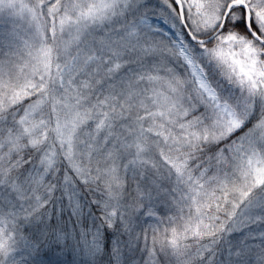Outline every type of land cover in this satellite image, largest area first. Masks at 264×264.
<instances>
[{"label":"snow or ice","instance_id":"1","mask_svg":"<svg viewBox=\"0 0 264 264\" xmlns=\"http://www.w3.org/2000/svg\"><path fill=\"white\" fill-rule=\"evenodd\" d=\"M163 4L0 0V264H264V0Z\"/></svg>","mask_w":264,"mask_h":264},{"label":"trees","instance_id":"2","mask_svg":"<svg viewBox=\"0 0 264 264\" xmlns=\"http://www.w3.org/2000/svg\"><path fill=\"white\" fill-rule=\"evenodd\" d=\"M149 8L151 9L148 13V17L156 18V17H163L165 18L162 13H166L167 9L166 6L163 4V0H146ZM154 38L157 40H163L165 42H169L170 38L165 36L163 33L154 32ZM83 191V189L81 190ZM59 196V193H57ZM92 196L89 193L84 194V201L87 203ZM66 203V202H65ZM57 211H59V205H57ZM87 212V208L85 209ZM95 212V208L92 209ZM157 212L159 213L162 219H166L167 215H171L172 213L168 211V209L164 206H158ZM144 220H147V223L144 224V227H148V225H155L157 223L156 219H149L147 217H142V223ZM63 221L67 222V226L69 229L72 228V220L69 217V213L67 210L64 211L63 214ZM86 223H90V219L86 220ZM164 225H161L163 227ZM139 230V229H138ZM111 233H108V239H111ZM126 239V238H125ZM127 254V253H126ZM137 258H139V254H137ZM19 259V257H18ZM32 259L36 261V264H50V262H59V264H83V258L78 251H73L72 248L69 246L68 248L61 251L60 248L56 247L55 244L49 246H44L41 248L40 253L38 256H34ZM104 264H106L107 256L103 257ZM31 264V260L29 261Z\"/></svg>","mask_w":264,"mask_h":264},{"label":"rangeland","instance_id":"3","mask_svg":"<svg viewBox=\"0 0 264 264\" xmlns=\"http://www.w3.org/2000/svg\"><path fill=\"white\" fill-rule=\"evenodd\" d=\"M149 23L152 26V29H158L159 31H155V32H160L163 33L165 36H167L168 38H170V41L173 39H176L175 36V29H173L171 27L170 23H165V18L163 17H156V18H152V17H148ZM0 23H2V21H0Z\"/></svg>","mask_w":264,"mask_h":264}]
</instances>
